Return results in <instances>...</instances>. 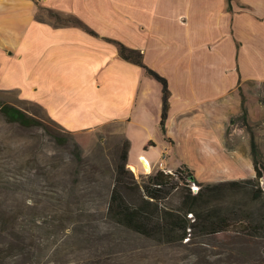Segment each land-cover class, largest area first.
Listing matches in <instances>:
<instances>
[{"label":"crops","instance_id":"1","mask_svg":"<svg viewBox=\"0 0 264 264\" xmlns=\"http://www.w3.org/2000/svg\"><path fill=\"white\" fill-rule=\"evenodd\" d=\"M38 5L77 17L97 37L40 20ZM105 39L140 50L166 79L161 132L175 146L173 132L192 126L186 140L195 137L196 149L195 140L216 139L198 125L242 84H264V0H231L230 9L227 0H0V94L36 103L72 134L118 125L136 172L159 168L150 151L161 86ZM132 137L143 146L139 168L129 156Z\"/></svg>","mask_w":264,"mask_h":264},{"label":"rangeland","instance_id":"2","mask_svg":"<svg viewBox=\"0 0 264 264\" xmlns=\"http://www.w3.org/2000/svg\"><path fill=\"white\" fill-rule=\"evenodd\" d=\"M38 17L50 19L43 10ZM0 102L41 119L40 125L25 128L0 114V264H264V195L245 206L250 215L245 222L253 225L250 234L241 232L245 222L232 221L227 230L194 229L180 242L158 243L107 215L125 141L118 125L72 134L46 117L42 108L13 93L0 94ZM198 127L201 133L210 130L217 140H195L196 149L195 137L186 140L192 126L188 134L173 132L175 146L162 138L156 125L152 139L157 149L150 154L156 161L166 159L172 172L188 171L203 184L254 178L249 135L264 166V84H242ZM139 153H144L141 140L132 137L129 156L137 168ZM128 169L136 179L160 170ZM258 185L264 190L262 179ZM178 195L173 191L166 205L176 207ZM247 202L236 200L241 206Z\"/></svg>","mask_w":264,"mask_h":264},{"label":"trees","instance_id":"3","mask_svg":"<svg viewBox=\"0 0 264 264\" xmlns=\"http://www.w3.org/2000/svg\"><path fill=\"white\" fill-rule=\"evenodd\" d=\"M230 1L227 0L228 9H230ZM38 10L45 11L54 25L74 26L97 37L94 31L73 15H63L40 5H38ZM105 40L116 47L121 59L139 66L148 77L160 84L159 126L164 131L170 96L166 79L144 63L140 50L129 48L115 40ZM0 114L8 123L18 127L30 128L41 124V119L36 114H30L8 103L0 102ZM245 114L244 110L243 119H245ZM246 127L250 130L248 126ZM129 147V141L125 139L116 164L114 182L107 202V215L115 223L158 243L180 242L191 235L194 229L227 230L232 221L245 222L250 217L245 206L254 204L264 195V190L258 185L260 179L264 183V166L261 153L251 132L249 149L255 173L252 179L203 184L198 182L191 173L188 171L185 173L180 168L171 174L157 170L153 174L136 179L127 167ZM189 180L199 186L196 193L190 192V187L186 182ZM173 191L178 192L179 201L176 207L170 208L165 202ZM238 198L241 200L247 198L248 202L241 206L236 203ZM244 224L245 229L241 232L250 234L253 228L252 222L248 221Z\"/></svg>","mask_w":264,"mask_h":264},{"label":"built area","instance_id":"4","mask_svg":"<svg viewBox=\"0 0 264 264\" xmlns=\"http://www.w3.org/2000/svg\"><path fill=\"white\" fill-rule=\"evenodd\" d=\"M145 162L147 163V160H145ZM158 167L160 168L161 171H163V172L166 173V174H171V173H172V171H171L170 169H167V168L165 167V161H164L163 158H161V160L159 161V163H158ZM189 187H190L192 190H195V191H193V193H196L197 190H198V187L195 186L194 184L189 185Z\"/></svg>","mask_w":264,"mask_h":264},{"label":"bare ground","instance_id":"5","mask_svg":"<svg viewBox=\"0 0 264 264\" xmlns=\"http://www.w3.org/2000/svg\"><path fill=\"white\" fill-rule=\"evenodd\" d=\"M129 168H130L132 171L136 172V170H135V168H134L133 166H129Z\"/></svg>","mask_w":264,"mask_h":264}]
</instances>
